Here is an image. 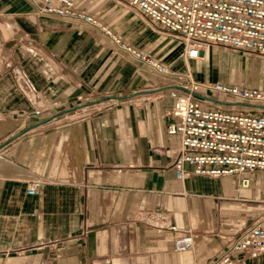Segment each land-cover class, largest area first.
<instances>
[{"label":"crops","instance_id":"1","mask_svg":"<svg viewBox=\"0 0 264 264\" xmlns=\"http://www.w3.org/2000/svg\"><path fill=\"white\" fill-rule=\"evenodd\" d=\"M74 6L174 72L264 91V58L252 52L209 45L185 63L180 42L135 8ZM208 50L228 55L205 61ZM173 86L109 35L37 14L26 0H0V264H221L222 251L264 210V173L249 172L244 187L234 175L176 179L178 136L165 132L177 121L165 115ZM198 96L207 108L264 110L219 93ZM31 179L41 185L25 195ZM155 210L189 229L191 250L173 251L176 232L140 220ZM233 260L264 264V252Z\"/></svg>","mask_w":264,"mask_h":264},{"label":"built area","instance_id":"2","mask_svg":"<svg viewBox=\"0 0 264 264\" xmlns=\"http://www.w3.org/2000/svg\"><path fill=\"white\" fill-rule=\"evenodd\" d=\"M35 13L79 21L105 35H109L118 49L144 63L162 78L174 84L168 91L172 106L165 115L176 122L166 126V134H176L178 145L173 157V176L183 180L188 174L207 177L234 175L239 186H247L249 172L264 173V110L259 113L239 111L231 113L219 107L207 108L198 94L219 93L234 99L264 104V91L212 81L199 82L187 68L174 72L153 57L133 49L119 36L101 25L93 15L74 6V0H26ZM128 8H135L162 28L166 36L179 41L182 59L201 58L209 45L231 50L240 49L264 58V0H112ZM37 115L39 109H33ZM190 165L187 170L184 165ZM41 185L31 179L24 194L34 195ZM256 223L247 228L222 251L218 261L233 264L237 253L254 257L264 252V210ZM140 220L151 228L176 232L171 248L176 252L191 250L192 235L187 228H179L162 210L147 211Z\"/></svg>","mask_w":264,"mask_h":264},{"label":"rangeland","instance_id":"3","mask_svg":"<svg viewBox=\"0 0 264 264\" xmlns=\"http://www.w3.org/2000/svg\"><path fill=\"white\" fill-rule=\"evenodd\" d=\"M178 50H180V47L176 48V52H177ZM217 52H218V51H215V53H214L213 51H209V50H208L207 55L204 57V60H205V61L208 60L209 62H212V60L214 59V58H213V55L217 54ZM218 53L223 54V55H225V56L228 55L225 51H224V52L221 51V52H218ZM190 75H191V74H190ZM192 78H193V77H192Z\"/></svg>","mask_w":264,"mask_h":264},{"label":"bare ground","instance_id":"4","mask_svg":"<svg viewBox=\"0 0 264 264\" xmlns=\"http://www.w3.org/2000/svg\"><path fill=\"white\" fill-rule=\"evenodd\" d=\"M206 50V49H205Z\"/></svg>","mask_w":264,"mask_h":264}]
</instances>
